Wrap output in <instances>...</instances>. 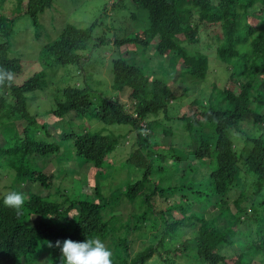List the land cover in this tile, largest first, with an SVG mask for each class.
Segmentation results:
<instances>
[{"label": "trees", "instance_id": "16d2710c", "mask_svg": "<svg viewBox=\"0 0 264 264\" xmlns=\"http://www.w3.org/2000/svg\"><path fill=\"white\" fill-rule=\"evenodd\" d=\"M55 1L0 0V68L14 74L11 86H0V177H10L9 190L0 196V264H60V248L49 247V241L87 238L101 239L112 251L113 264H148L155 255L182 264L170 261L166 249L173 229L176 255L209 264H231L237 255L242 258L238 264H247L244 258L256 264L249 255L264 253V0H126L144 9L148 23L123 37L115 33L114 44L154 46L162 60H177V78L165 81L151 69L115 57L108 67L115 95L107 91L106 81L96 80L99 89L85 76L81 83L78 79L60 88V98L43 113H32L29 99L48 85L49 74L43 69L22 78V59L13 53L20 48L15 25L27 16L37 26L40 14ZM98 24L67 23L53 37L37 28L38 58L31 61L102 74L104 68L92 61L93 52L107 42L105 34L94 33ZM205 33L228 84L218 91L214 85L207 105L195 99L170 114L189 89L187 75L208 77L209 54L187 47L199 44ZM127 92L128 104L121 98ZM71 111L78 121L73 122L76 116L66 120ZM162 115L164 122L157 119ZM85 118L131 126L125 134L116 129L105 133L84 125ZM131 132L129 154L116 167L117 148ZM180 152L190 153L187 158L200 167L196 182L166 184V175L181 161ZM51 157L64 176L68 172L61 165L73 157L89 171L67 190L55 186L58 176L40 163ZM120 171L122 179L116 176ZM90 178H95L92 194L81 188ZM116 178L113 190L104 185ZM26 183H31L28 189L20 190ZM32 183L54 193L42 194ZM9 191L24 194L22 214L4 204ZM170 197L179 203L173 205ZM243 237L249 240L243 243ZM226 243L233 246L230 252L222 251Z\"/></svg>", "mask_w": 264, "mask_h": 264}, {"label": "rangeland", "instance_id": "374dc122", "mask_svg": "<svg viewBox=\"0 0 264 264\" xmlns=\"http://www.w3.org/2000/svg\"><path fill=\"white\" fill-rule=\"evenodd\" d=\"M127 3L128 2L126 0H56L51 8L47 9L45 12L40 14L39 24L37 26L33 23L32 19L27 16H22L20 19L17 20L13 36L16 41L20 42V48L13 50V53L20 56L22 59L21 62L23 63L24 67L22 78H28L35 71L43 69L48 70L49 74L48 85L44 89H41V92H38V94L34 96L32 95V97L29 99L30 111L32 113H43V111L51 107L52 103L56 101V98H60V88L67 86L69 83L73 84L77 82L76 80L78 79H80L79 83H81L82 77L85 76V78L92 82L93 85L97 84V79L106 81L108 85L107 91H109L112 95H115L116 91L111 87L112 75L109 74L108 69V67L112 65V60L115 57H126L131 62H136L137 64L145 67L146 69H151L152 71L150 72L153 76L161 75L165 81L177 78V66L180 67L179 63H177V60L175 61L170 57H166L162 60V57H160L157 52L153 51V49L155 48L154 46H151L149 48H143L131 42L126 43L127 45H124L123 47H118L116 44H114L113 41L115 33L118 36L123 37L125 35H129L135 29H139L143 27V25L148 23L147 15L143 8L139 9L138 7H134L133 5ZM124 4L127 5L124 6ZM133 14H135V16H133ZM96 20L99 22V24L95 28L94 33L105 34V36L107 37L106 44L103 45L97 52H93L92 59V61L98 64V66L102 67L101 69L104 68V70H102V74L94 73L92 71L81 72L80 74V72L76 71L74 66H69V68H67L65 71H63V69H50L49 64H47L46 62H38V64H35L31 61V57L38 58V55L36 54L37 48L39 47H37L36 41L39 40L36 38L37 28H39L41 33L45 35L49 33L53 37L54 35L56 36L67 23H73L80 27H87ZM200 38L201 42L199 44H189L187 45V47L191 50L198 49L205 54H209L210 69L208 72V77L206 80L203 81V79L201 78H194L191 75H187L184 78V82L189 89L180 97L179 100L176 101V109L169 110L170 114L178 113V108H181L182 106L192 102L195 99H199L201 100L202 104L207 105L209 98L212 97V94L214 92L213 86L215 85L218 91L219 89H222L228 84V74L226 72L225 67L221 66L220 63H218V61H216L215 59V54L212 45L213 40H211L209 34L207 33H205V35H201ZM175 62L177 63L176 65ZM154 70L156 71L155 73ZM64 73L68 77V79L64 78ZM52 74L53 76H51ZM97 85L95 86V88H97ZM98 88L102 89V87H100L99 85ZM121 98L123 102L127 104L130 103L128 92L124 94L122 93ZM75 116L77 118H75L73 122L78 121L80 119V116H77L76 111H71L70 114L66 116V120L71 121V118H74ZM157 119L159 121L164 122L166 117L165 115H162L160 117H157ZM83 124L88 126L90 125L91 130H95V128L100 127L101 129H104L105 133H111V131H114L116 129L122 134L127 133V130L129 129L128 126H131L107 125L105 123L100 122L98 119H92V121H90L88 118H85L83 120ZM134 136V132L128 134L126 142L124 141V137L122 138V143H125L117 148L118 152L115 154L117 162L116 167L120 168L119 162H121V160H124V158L129 154ZM127 140L129 142H127ZM240 146H242V144ZM189 154L190 153L188 152L179 153V155L182 156L181 161L177 165H174L173 174L166 175V184H192L196 182L195 176L200 171V167L198 168L197 164L196 167L192 165L191 160L187 158V156H190ZM40 163L45 172H54L58 176V178H56V181H54V185L58 186L62 184V186L66 187V190L71 188L72 185L75 184V180L78 179V177L81 178L82 176H84L83 174H87V170L89 171V166L82 165V167H80L78 165L80 163L77 164V162H75L74 157L70 161L64 162L61 165L62 168H66L68 176H64L63 174H61V171L64 172V170H60V165L58 164L59 162L57 158L51 157L47 160L43 159L40 161ZM114 168L115 167H110L109 169L114 171ZM75 169L78 170V173H76ZM116 176L122 179L123 177H125V173L120 171L119 173H116ZM94 179H86L88 180V182H85V184L81 185L83 192L88 194L94 193ZM9 183V175L5 174V177H0V196L9 190L6 187ZM104 183V185L108 186L112 190L116 185H118L117 178L111 179V181L107 180ZM32 184L34 185L36 191L41 192V185L37 183ZM30 185L31 183H26L24 184V186H20V190H23L24 188L28 189V186ZM247 190H249V192L247 193V198L251 199L252 191L249 188ZM49 192L54 193V190H42L41 193L48 194ZM236 196V191H233V197ZM169 200L172 202L173 205L179 203V201L172 197H170ZM260 211L262 214H264V204L260 206ZM176 213L179 214L178 212ZM74 214L75 212L72 214V216ZM181 216H183V214H181ZM186 216H188V214H186ZM61 221L63 222V220ZM187 222H189V220H187ZM187 222H184L181 226L183 230L184 226H188ZM247 222L248 220L244 223ZM241 223L242 222L239 221L237 224H240L241 226ZM176 233V229L171 230L168 234V240L166 242V245L168 246L166 249H169L168 255L170 261L172 259L176 262H181L182 264H209L204 260H199L194 257L192 258L187 257L185 255H176L177 253L175 252L174 248L176 244L174 243V239H172V241L170 240V238L173 237ZM188 233H191V229H188ZM246 237L250 238L251 236L246 235ZM242 240L243 241L241 242L245 243L246 240L249 239L243 237ZM139 241L141 240L139 239ZM230 247L233 248V246L226 243L222 246V251L230 252ZM139 248L140 246L136 249ZM237 250L239 251L241 249L238 248ZM241 252L245 253L244 250H241ZM231 254H233V252H231ZM249 256L253 258V260L255 258L256 264H264V253L258 255L251 253ZM231 260V264H238V262L242 261V258L241 256L235 255ZM244 260L247 264L249 263L246 258H244ZM168 263L169 262L167 260L162 261L159 255H155L148 262V264Z\"/></svg>", "mask_w": 264, "mask_h": 264}, {"label": "clouds", "instance_id": "9594fccd", "mask_svg": "<svg viewBox=\"0 0 264 264\" xmlns=\"http://www.w3.org/2000/svg\"><path fill=\"white\" fill-rule=\"evenodd\" d=\"M6 82L11 86L14 82V74L0 68V86L5 85ZM4 204L20 215L25 204V196L18 191H9L4 196ZM48 246L60 248V264H113L112 251L99 238H87L82 242L72 239L58 240L55 245L49 241Z\"/></svg>", "mask_w": 264, "mask_h": 264}]
</instances>
